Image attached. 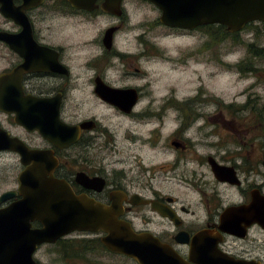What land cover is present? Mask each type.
Listing matches in <instances>:
<instances>
[{
    "label": "flooded vegetation",
    "instance_id": "obj_1",
    "mask_svg": "<svg viewBox=\"0 0 264 264\" xmlns=\"http://www.w3.org/2000/svg\"><path fill=\"white\" fill-rule=\"evenodd\" d=\"M133 1L117 0L105 10L106 0H96L93 9L70 0H13L16 17L0 10V144L16 139L12 143L55 157L57 178L77 194L120 203V219L171 248L180 264H264V224L260 210L251 208L254 195H264V156L258 127L246 151L241 116L256 107L225 104L212 115L205 88L180 97L172 86L174 101L167 98L156 110L154 79L143 65L154 57L121 46L136 38L160 51L156 40H144L145 33L133 34ZM136 1L154 5L161 17L152 2ZM160 17L169 34L205 28L171 27ZM127 67L136 72L127 73ZM135 74L145 86L128 81ZM145 97L151 100L144 106ZM219 118L223 129L212 127ZM144 124L152 125L146 134L138 128ZM121 137L143 153L124 156ZM5 157L18 161V172L16 185L2 194H18L0 202V209L22 198L19 177L27 168L18 150L1 148ZM105 235L74 230L39 244L34 258L37 264L92 263V245L100 256L94 264H141L107 248Z\"/></svg>",
    "mask_w": 264,
    "mask_h": 264
},
{
    "label": "water",
    "instance_id": "obj_2",
    "mask_svg": "<svg viewBox=\"0 0 264 264\" xmlns=\"http://www.w3.org/2000/svg\"><path fill=\"white\" fill-rule=\"evenodd\" d=\"M70 1L80 8L96 7V0ZM116 1L106 0L102 7L109 10ZM147 1L161 10L160 21L171 27L194 29L201 25L222 24L235 33L249 23L264 22V0ZM0 3V10L6 16L16 17L13 0H0ZM111 92L128 91L114 89ZM117 104L125 108L123 103ZM12 141L6 139L0 149L10 147L21 152L27 168L19 177L22 198L0 209V264H37L34 253L39 244L54 242L74 230L105 232L102 242L107 248L131 256L141 264H180L175 252L159 239L136 232L129 222L120 219V203L109 206L86 194L75 193L65 179L54 175L58 162L55 157L48 158L46 152L31 150L24 143L17 145ZM17 194V191L5 192L0 202ZM251 208L260 210L264 224V195H254ZM35 220L44 227L32 228Z\"/></svg>",
    "mask_w": 264,
    "mask_h": 264
},
{
    "label": "rangeland",
    "instance_id": "obj_3",
    "mask_svg": "<svg viewBox=\"0 0 264 264\" xmlns=\"http://www.w3.org/2000/svg\"><path fill=\"white\" fill-rule=\"evenodd\" d=\"M130 10L133 34L145 33L144 40L152 38L161 46L159 52H154L153 49L147 48L144 42L141 43L136 38H133L127 45L123 46L121 44L122 48L130 52L142 50L145 52V56L154 57L153 62L144 61L143 65L148 70L150 80L151 77L154 79L151 80L153 82L151 88L154 94L151 93L156 98L154 103L157 101L160 103L159 108L156 110H160L167 98L173 94L170 91L172 86L177 88V92L180 90L177 93L180 97L194 93L199 88H205L208 102L206 104L213 106L207 110L212 115L218 114L217 110L219 108H216V106L225 104L246 105L248 103L250 106L254 105L256 108H249L239 116H245L246 120V134L244 135L246 151L250 150L252 144H254L252 138L254 130L258 127L260 131L258 142L261 144V153L264 156V113L262 110L264 108V57H254L249 47L250 44H256L258 48H264V22L251 23L236 35L237 38L233 36L225 38L224 30L216 26L211 29L202 28L186 35H177L169 34L160 25V22H158L160 12L154 5L135 0L132 2ZM102 24L104 23L92 24L91 28L94 29ZM154 36H158V38ZM187 51L189 53L186 54ZM167 57L171 58L167 59ZM165 58L170 61H165ZM185 62H187V65ZM239 64L245 65L240 67ZM135 72L134 68L127 67V73L134 74ZM128 78L131 83L146 85V81L138 79L139 77L137 78L136 74ZM169 99L174 101L173 97ZM150 100V97H145L143 105H147ZM153 108L152 106L151 109ZM96 111H102V108L99 110L96 108ZM221 121V118H219L212 127L219 123L218 125L223 129V122ZM151 126L144 124L138 128L146 134ZM249 126H252L250 132L248 131ZM171 127L172 123L170 122L167 128L168 133ZM119 141L124 149L122 150L124 156L129 155L131 157V154L143 153L140 149H135L124 138L121 137ZM17 172L18 161L16 159L0 158V195L7 188L16 185ZM95 244L97 246V243ZM91 248L88 258L92 263L86 262L87 264H94L95 259L100 257L96 250L98 248H94L92 245ZM58 259L59 257L55 255L53 262ZM51 262L52 260L49 264ZM72 264L80 263L72 261Z\"/></svg>",
    "mask_w": 264,
    "mask_h": 264
},
{
    "label": "trees",
    "instance_id": "obj_4",
    "mask_svg": "<svg viewBox=\"0 0 264 264\" xmlns=\"http://www.w3.org/2000/svg\"><path fill=\"white\" fill-rule=\"evenodd\" d=\"M253 23V22H252ZM249 25H251V23L250 24H248L246 27H248ZM220 27L221 29H223L224 30V37L226 38V37H229V36H233L234 38H237V36L236 35H238V33L239 32H235V33H231V32H229L228 30H227V28H226V26H224V25H222V24H210V25H207V26H205V28H208V29H211V28H213V27ZM239 40V39H238ZM240 42H242V41H240ZM250 51L252 52V55L255 57V56H262V57H264V48H258L257 46H256V44H250ZM240 65V67H242V65H245V64H239ZM263 110V113H264V108L262 109Z\"/></svg>",
    "mask_w": 264,
    "mask_h": 264
}]
</instances>
